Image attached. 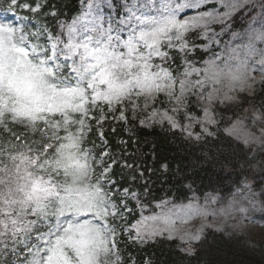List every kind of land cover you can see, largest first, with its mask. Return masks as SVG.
I'll list each match as a JSON object with an SVG mask.
<instances>
[{
	"label": "snow or ice",
	"instance_id": "snow-or-ice-1",
	"mask_svg": "<svg viewBox=\"0 0 264 264\" xmlns=\"http://www.w3.org/2000/svg\"><path fill=\"white\" fill-rule=\"evenodd\" d=\"M261 94L264 0H0V264H153L128 247L192 255L206 228L256 250ZM157 125L213 145L186 202L154 197L128 151Z\"/></svg>",
	"mask_w": 264,
	"mask_h": 264
},
{
	"label": "trees",
	"instance_id": "trees-1",
	"mask_svg": "<svg viewBox=\"0 0 264 264\" xmlns=\"http://www.w3.org/2000/svg\"><path fill=\"white\" fill-rule=\"evenodd\" d=\"M49 4L70 13L76 7V0H49ZM106 135L113 144L120 139H127V134L121 127H117L115 134L106 130ZM186 139L179 132L170 131L167 125H157L139 131L136 135L139 144L131 143L129 146L130 153L137 147L143 152V156L137 155L136 162L141 165V170L151 169L145 172L144 179L150 181V190L154 197L167 196L185 201L186 193L191 196L188 185L195 190L216 179V173L209 172L198 160L213 145H204L202 148L186 142ZM161 163L169 165V171L163 176L160 171ZM124 175L127 176L128 173L125 172ZM139 183L142 181L138 178L137 190ZM260 237L249 231V238L256 242V250H252L245 246L243 237L230 242L223 233L206 228L204 238L194 245L195 251L192 255L184 253L176 239L159 240L145 246L143 253L135 248H131V252L135 256L151 257L153 264H264V240Z\"/></svg>",
	"mask_w": 264,
	"mask_h": 264
},
{
	"label": "rangeland",
	"instance_id": "rangeland-1",
	"mask_svg": "<svg viewBox=\"0 0 264 264\" xmlns=\"http://www.w3.org/2000/svg\"><path fill=\"white\" fill-rule=\"evenodd\" d=\"M262 101H264V94H261V95L257 96V99L255 101L256 106L258 107ZM245 107H247V105H245ZM195 222H200V221L197 220ZM193 224H190L187 227L191 229V226ZM249 231L251 233L255 234V235L261 236V234L264 233V228H260L259 226H256V225H250L249 226Z\"/></svg>",
	"mask_w": 264,
	"mask_h": 264
}]
</instances>
